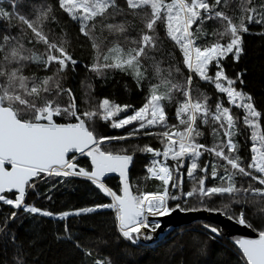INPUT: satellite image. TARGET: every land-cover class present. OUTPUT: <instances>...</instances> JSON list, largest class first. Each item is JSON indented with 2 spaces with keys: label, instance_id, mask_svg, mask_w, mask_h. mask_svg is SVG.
Here are the masks:
<instances>
[{
  "label": "snow or ice",
  "instance_id": "snow-or-ice-1",
  "mask_svg": "<svg viewBox=\"0 0 264 264\" xmlns=\"http://www.w3.org/2000/svg\"><path fill=\"white\" fill-rule=\"evenodd\" d=\"M246 34L264 37V0H0V264H38L33 250L45 219L103 210L110 221L89 236L66 222L54 231L79 253L78 264H133L121 257L154 241L175 212L219 214L250 230L254 236L230 241L236 264H264V110L245 91L247 69L229 75L225 64L240 63ZM74 40L89 50L88 63L74 55ZM81 67L98 78L131 76L146 90L144 102L97 99L90 81H81L78 100L68 79ZM126 126L125 135L103 131ZM206 134L210 145L201 142ZM144 138L160 146L126 143ZM137 153L150 157L143 179L158 181L155 191L132 181ZM113 173L117 190L106 182ZM54 178L90 182L110 202L68 211L28 202H51L56 184L40 185ZM229 236L223 225L203 223L181 229L169 251L195 257L178 264H212V244Z\"/></svg>",
  "mask_w": 264,
  "mask_h": 264
},
{
  "label": "trees",
  "instance_id": "trees-1",
  "mask_svg": "<svg viewBox=\"0 0 264 264\" xmlns=\"http://www.w3.org/2000/svg\"><path fill=\"white\" fill-rule=\"evenodd\" d=\"M258 31L257 28H253V32ZM73 35H75V29H73ZM245 41V55L242 57L240 63L234 64L230 59L225 61L226 70L229 75H232L234 71L247 69V75L245 76V91L250 92L257 101L258 109L264 110V37L246 34ZM166 47L171 48L170 42H166ZM73 48L75 49L74 55L81 60L82 63L89 62V50L85 47L81 49L78 43L73 41ZM35 69H28L27 71H34ZM81 81H90L94 86V95L97 99L108 97L115 100L118 103H128L134 107H139L144 102L146 95L145 91L137 89L132 77L120 72L110 73L106 78H98L94 75L87 73L82 67L77 70V73L70 75L68 79V85L71 86L78 98L82 97ZM202 90L207 91L210 95L214 94V89L210 86L201 83ZM81 107L83 105L81 104ZM174 112V107H169V114ZM239 114V110H235ZM171 122H175L174 120ZM241 128L243 125L241 123ZM132 126H126L125 129H112L105 127L103 129L106 135H125L128 131H131ZM241 142V155L247 160H250V152L245 147V136L238 137ZM201 142L211 144V137L207 136L206 139H202ZM125 143V142H121ZM128 144H141L151 143L155 147H159V143L151 138L144 139H131L127 141ZM81 164L88 163L87 159L81 157ZM150 157L137 153L135 157L134 166L131 169V178L134 183L140 184L145 190H156L158 183L155 180L144 181L143 177L146 175L145 165L149 162ZM202 159H208L207 154ZM107 184L114 190L118 189L119 179L116 176H109ZM52 184H56V187L50 193L53 200L49 202L46 199L36 198L34 195L28 197V202H35L38 206H43L56 211H68L80 207L92 206L96 203L110 202L109 198L103 196L90 182L82 179L73 178L64 183H60L58 178H54L48 184H41L40 191H44ZM191 186V182L185 177V190ZM194 203V201H190ZM3 211H8L7 206H2ZM104 215L97 216L96 214H90L82 217H69L67 221H53L51 219H45L40 225L41 238L37 243L36 249H34V259L38 261V264H78L80 255L79 253L71 250V246L61 241H57L54 238V231L60 228L63 223H68L72 232L79 236H89L93 233L95 226L100 220L111 219L112 213L110 210H103ZM203 223H211L208 221H196L188 225H183L175 228L164 234V238L153 243L144 244L135 250V256L121 257L122 260L131 259L133 264H178L182 259L191 261L194 260L190 253H171L169 250L175 245L176 241L180 239L181 229L183 228H199ZM27 224V221H25ZM19 231L23 234L26 231L25 227H21ZM214 250L213 255L209 258L212 264H216V261L220 259H226L230 264H236L237 257L232 250L230 240L225 239L212 244ZM106 252L114 251L113 248L105 249Z\"/></svg>",
  "mask_w": 264,
  "mask_h": 264
},
{
  "label": "water",
  "instance_id": "water-1",
  "mask_svg": "<svg viewBox=\"0 0 264 264\" xmlns=\"http://www.w3.org/2000/svg\"><path fill=\"white\" fill-rule=\"evenodd\" d=\"M132 169V168H131ZM109 176H116L117 174H108ZM119 179V177H118ZM208 221L211 223H215L218 225H223L226 229V231L230 234L228 240L231 241L232 238L238 237V236H254L255 234L252 233L250 230H246L238 225H234L230 222H228L223 216L219 214H209L206 212H196V213H180L175 212L170 217H164L162 218V230H158V233L156 235V239L152 242H146V243H155L162 238H164V234L167 233L170 230H174L175 228L183 225H188L190 223L196 222V221ZM163 236H160V235Z\"/></svg>",
  "mask_w": 264,
  "mask_h": 264
}]
</instances>
